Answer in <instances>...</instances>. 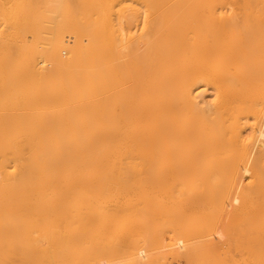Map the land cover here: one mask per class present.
<instances>
[{"label":"bare ground","instance_id":"bare-ground-1","mask_svg":"<svg viewBox=\"0 0 264 264\" xmlns=\"http://www.w3.org/2000/svg\"><path fill=\"white\" fill-rule=\"evenodd\" d=\"M0 100V264H154L183 124L264 109V0H0Z\"/></svg>","mask_w":264,"mask_h":264},{"label":"rangeland","instance_id":"rangeland-1","mask_svg":"<svg viewBox=\"0 0 264 264\" xmlns=\"http://www.w3.org/2000/svg\"><path fill=\"white\" fill-rule=\"evenodd\" d=\"M212 98L207 93L206 99ZM0 103L1 117L4 106ZM203 117L205 121H186L181 127L183 161H173L168 177L165 223L151 225L145 241L139 237L142 233L134 241L146 248L154 264H264V109L236 120L225 114ZM229 119L235 121L234 127L242 128L246 138L233 141L216 155L208 145L210 133L226 129ZM253 134L259 136L257 144L250 140ZM216 156L232 157L245 173L242 180L230 177L220 200L202 184L203 176L211 175ZM4 220L0 183V254L5 245Z\"/></svg>","mask_w":264,"mask_h":264}]
</instances>
